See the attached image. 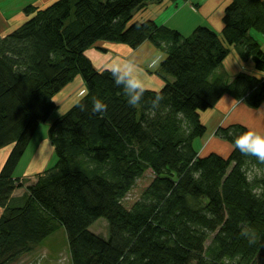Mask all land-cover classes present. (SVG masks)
Masks as SVG:
<instances>
[{"label": "trees", "instance_id": "16d2710c", "mask_svg": "<svg viewBox=\"0 0 264 264\" xmlns=\"http://www.w3.org/2000/svg\"><path fill=\"white\" fill-rule=\"evenodd\" d=\"M162 1L28 5L25 22L0 30V149L12 145L0 169V264H14L60 227L73 264H264V163L234 145L249 128H217L233 146L226 156L194 147L207 132L201 112L223 95L264 105V76L216 75L232 46L264 72V46L251 33L264 34V0H230L221 32L200 25L190 36L135 19ZM101 41L153 43L167 54L157 70L164 86L145 88L143 103L129 106L110 71L86 54ZM76 79L85 92L48 131L57 161L15 198L20 160L58 109L55 96ZM156 95L163 100L154 112ZM93 97L105 112L91 111ZM102 217L108 238L90 229Z\"/></svg>", "mask_w": 264, "mask_h": 264}, {"label": "rangeland", "instance_id": "374dc122", "mask_svg": "<svg viewBox=\"0 0 264 264\" xmlns=\"http://www.w3.org/2000/svg\"><path fill=\"white\" fill-rule=\"evenodd\" d=\"M21 1L22 0H0V4H3L5 8L6 7L12 8V7H15ZM224 2L225 0H163L162 2H159V3L158 2L149 3L146 7L141 8L139 10V14L141 10H142V13L150 12L152 14H158V10L161 6L163 8L167 6L168 8V6L171 5L168 11L163 16L160 17V20L161 19L163 20L164 17H167L165 20V23L167 24V26L179 30L185 36H190L192 32L195 30V28H197L200 25L209 26L213 28L212 24L209 21L210 19L207 18L208 15L206 13L208 12V10H210L209 8L213 7L214 5V8L211 10V12H212L213 20L215 24H217L219 20V17H218L219 14H215V13L219 10L218 4L220 3L224 4ZM156 4L157 6H155ZM197 4H201L204 8L199 7ZM148 6H151V8H153L154 10L153 9L149 10L147 8ZM205 8H206V11L204 10ZM224 8H226V6ZM23 9H25V7ZM23 9L22 11L20 9L16 10L14 11V14L11 15L14 19L18 20V22H20L19 21L20 19H24L26 17V13ZM262 39H264V37ZM117 44H114V43L107 44L106 42L101 41L99 42V45L97 44V46L93 47L88 53L92 55L94 62L97 65H101V67H104V69H109L110 67L114 65L115 62L119 61L121 63L122 61H127V58H128V55L124 53V50H127L128 48H125L124 46H119ZM100 45H107L105 51H102L98 48V47H101ZM233 47L239 53V50L235 46ZM230 53H231L230 55L234 53V50H232V48H230ZM154 60H157V62L155 64L152 63L151 65L145 67V69L148 70V72H150L152 75H156L159 78L163 79L157 73V70L159 68L158 67L159 62H161L162 57L156 56ZM233 60H234V57L231 56V64L232 63L234 64ZM225 65L226 64H224L223 68L219 67L218 70H216V75L226 74V76L228 77L230 76ZM243 70H245V66H243ZM84 88H86V85L84 86ZM81 91L82 90H80V87L76 86V88L72 91V93L67 98H65L64 101H62V103H60V105L58 106V109H56L52 113V115L49 117V119L46 122L42 123L37 129V131L35 132L28 148L26 149V152L24 153L14 173V175L16 176H19V177L23 176L22 178H20V182H19V183L22 182L23 186L17 189V193L23 194V195L27 193V186L31 183H34L37 180L38 176L42 172L45 171V170H42L40 172V168L42 169L47 166L50 168L57 161V154L55 150H54L53 155L47 156L48 147H51L52 145L49 139V134H48L49 127L51 126L53 121H55L62 114H64L71 106H73V104H75V102H77V100L81 98V95L83 94ZM212 138H213V135H212ZM212 138L209 139L208 145H212L213 143L212 141H214L213 147L220 150V146H218L217 144H220V143L223 144V142L221 141V138L220 139H218L219 137L218 138L214 137V139ZM43 141L45 142V145L42 143ZM41 145L44 146L45 154H43V152L38 154L35 166L37 167L38 162L42 163V161H45L44 159L46 157H47L46 159L47 165L46 166L39 165L37 169L32 172L31 175H26L25 173L29 168V164H30L29 162L33 160L32 158L36 150H38ZM11 147L12 145H8V146L3 147V150L2 148L0 149V166L2 165V163L4 164L5 157L8 154ZM90 229L93 232L99 234L100 236H103L105 238L109 237V224H108V221L103 217L95 221L90 227ZM211 238L206 243L207 245L210 243ZM14 264H73L72 259H71L70 249H69L68 236H67V232L65 228L60 227L54 234H52L44 242H42L35 251L31 252L30 254L24 255L21 259H19Z\"/></svg>", "mask_w": 264, "mask_h": 264}, {"label": "crops", "instance_id": "0c3cea01", "mask_svg": "<svg viewBox=\"0 0 264 264\" xmlns=\"http://www.w3.org/2000/svg\"><path fill=\"white\" fill-rule=\"evenodd\" d=\"M55 1L56 0H22L20 3H18L15 7H12V8H8V7L5 8V6H3V4H0V30H1V32H3L5 34V33L9 32L10 30L18 27L21 23L25 22L29 18V16L26 14V17L24 19H20L19 20L20 22H18V20L14 19L11 16L12 14H14V11L19 10V9L22 11V9L28 5H34V6H37L39 8H45ZM229 2H230V0H225L224 4H221V3L218 4L219 10L215 13V14H219L218 15L219 20H218L217 24H215V22L213 20L212 12H211V10L214 8V5H213V7L209 8L210 10H208V12L206 13L208 15L207 18L210 19L209 21L212 24V27L218 32H221V30L223 28V25H224L223 15H224V11H225L224 7L227 6V4ZM44 4H46V5H44ZM197 5L199 7H203L201 4H197ZM155 6H157V4ZM169 7H171V5L168 6V8H167V6L164 8L162 6L160 8L158 7L159 8L158 14H152L150 12L142 13V10L140 11V14H139V10H138L135 13L134 17L136 20H141V21L153 19V20H156L159 24L167 25L165 23V20L167 17H164L163 20L162 19L160 20V17L163 16L168 11ZM147 8L149 10L153 9V8H151V6H148ZM204 10L206 11V8ZM153 13H155V12H153ZM14 22H15V24H14ZM18 23H20V24H18ZM251 33L264 46V39H262L264 37V34H262L261 32H259L257 30L254 31V29L251 31ZM106 43L112 44L113 42H106ZM114 44H117V43H114ZM98 45H99V43H98ZM117 45L124 46L125 48H128L127 49L128 51L124 50V53L126 55H128L127 61L131 60L136 65L137 75L143 81L144 88L152 89V90H160L164 86L165 81L156 75H152L150 72H148V70L145 69V67L151 65L152 63L155 64L157 62V60H154V58L156 56H158V57L161 56L162 60H163L167 56V54L165 52H162L160 49H158L150 41L144 42L141 46H139L136 49L128 47L125 44H117ZM100 46L105 48V49L107 47V45H100ZM231 48H232V50H234V53L232 55H230L231 54L230 53L228 55V57L225 59V61L223 62V64L220 66V68H223L224 64H226L225 67H226V69L230 75L229 76L230 79L242 71L243 72H250V74H255L259 77L264 76L263 72L256 70L254 68L252 60H244L242 58V56L238 53V51L233 46ZM91 49L92 48L88 49L86 51V54L91 58L94 66L98 70H105L104 67H101V65H97L94 62L92 55H90L88 53ZM231 56L234 57V60H233L234 64L233 63L231 64ZM127 61H122L121 63H124ZM159 64H160V62H159ZM243 66H245V70H243ZM75 84H77V85H75ZM74 86H75V88H76V86H79L80 90H82L81 91L82 93H84L86 90V88H84L85 85H84L83 81L81 79H76V81H74L73 83L68 85L64 90H62L60 93H58L55 96L54 100L56 101L58 106L60 105V103H62V101H64L65 98H67L72 93V91L75 89ZM56 98H57V100H56ZM201 120L206 125L207 132L204 136L195 139V141H194L195 149L202 156H205V155L212 153V152L226 156L233 149L232 144L229 143L228 141L221 139L223 144L222 143L217 144L218 146H220V150L213 147L214 141H212L213 142L212 145H208L209 144L208 141H209V139L212 138V135H213L212 139H214V137H217L215 135L217 128L219 126H228L231 124L240 123V124L247 126L249 129L254 128L257 131L264 133V105H261L260 107H252V106L248 105L244 99L239 100V99H236L229 94H225L220 98V100L218 101V103L214 107L209 108V109L201 112ZM218 139H220V138H218ZM42 143L45 145L44 141ZM2 150H3V148H2ZM10 150H11V148H10ZM10 150H9V152H10ZM54 150L55 149H54L53 145H51V147H48L47 156L53 155ZM9 152H8V154H9ZM41 152H43V154H45L44 153L45 150H44L43 145H41L39 147V149L36 150V152L32 158L33 160L29 162L30 164H29L28 170L25 173L26 175H31L32 172L34 170H36L39 165H42V166L47 165V162H46L47 157H46L44 159L45 161H42V163L38 162L37 167L35 166L36 161H37V156ZM8 154L6 155L5 160L8 156ZM42 155H41V157H42ZM2 165H3V163H2ZM1 166H0V169H1ZM47 167H44L42 169L40 168V172L42 170H46ZM15 177L20 179L23 176L19 177V176L15 175ZM13 195L15 198L23 196V194L17 193V190L14 192ZM3 210L4 209L2 207H0V216L3 213Z\"/></svg>", "mask_w": 264, "mask_h": 264}, {"label": "clouds", "instance_id": "9594fccd", "mask_svg": "<svg viewBox=\"0 0 264 264\" xmlns=\"http://www.w3.org/2000/svg\"><path fill=\"white\" fill-rule=\"evenodd\" d=\"M110 71L114 83L122 89L129 106L135 107L144 101L146 89L143 81L139 78L136 71V65L129 60L124 63L115 62ZM163 97L156 95L151 105L153 111L157 110ZM107 110V104L101 98L93 97L91 101V111L93 113H103ZM182 113H178V117ZM184 125L181 124V127ZM235 147L244 155L255 157L257 161L264 163V133L250 128L243 132L234 140ZM246 178L251 182L255 177L252 171L245 173Z\"/></svg>", "mask_w": 264, "mask_h": 264}]
</instances>
